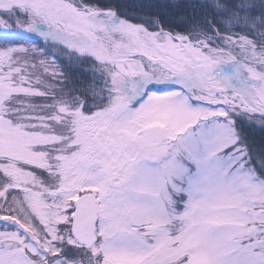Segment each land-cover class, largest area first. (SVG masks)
Wrapping results in <instances>:
<instances>
[{"label": "snow or ice", "instance_id": "snow-or-ice-1", "mask_svg": "<svg viewBox=\"0 0 264 264\" xmlns=\"http://www.w3.org/2000/svg\"><path fill=\"white\" fill-rule=\"evenodd\" d=\"M0 264H264V0H0Z\"/></svg>", "mask_w": 264, "mask_h": 264}]
</instances>
